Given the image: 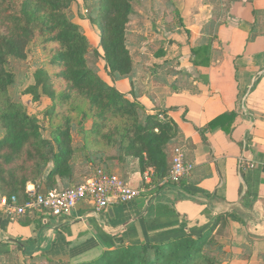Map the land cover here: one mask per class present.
I'll return each mask as SVG.
<instances>
[{"label":"crops","instance_id":"1","mask_svg":"<svg viewBox=\"0 0 264 264\" xmlns=\"http://www.w3.org/2000/svg\"><path fill=\"white\" fill-rule=\"evenodd\" d=\"M174 1L180 26L166 28L159 20L160 29L151 33L155 20L134 7L132 74L121 80L102 75L131 100L136 97L147 113H164L177 124L174 149L183 147L194 172L176 184L150 185L144 175L153 176L152 169L142 175L136 160L99 155L96 162L107 172L133 188H145L142 196L127 204L114 201L98 216L89 201L61 217L38 212L18 217L0 206V264L88 262L118 245L197 237L221 215L226 217V249H246L238 256L232 252L231 264L264 263V0ZM156 43L164 46L157 52L152 51ZM198 48H206L205 65L193 63L192 50ZM224 115L233 119L202 131ZM242 156L255 167L241 168ZM86 165L88 173L81 177L76 171L72 181L58 178V188L76 187L102 168L90 161ZM27 190L37 188L29 184Z\"/></svg>","mask_w":264,"mask_h":264},{"label":"trees","instance_id":"2","mask_svg":"<svg viewBox=\"0 0 264 264\" xmlns=\"http://www.w3.org/2000/svg\"><path fill=\"white\" fill-rule=\"evenodd\" d=\"M84 1L89 20L100 30V46L93 50L75 21L72 7L76 0H0V193L7 198L16 196L21 204L29 199V184L37 191L46 184L51 192L59 189L58 178L74 180L78 152L68 127L55 130L53 138L46 139L38 119L25 111L20 97L13 92L16 75L11 62L25 60L37 39L44 45L57 46L50 61L57 72L52 76L44 68L37 69L35 83L26 94H32L36 101L41 94L54 101L57 95L52 80H60L68 92L60 95L61 99H83L95 112V132L105 146L117 150L111 159L138 161L142 175L152 169V185L156 186L172 167L175 140L180 134L177 124L164 113H147L136 97L131 100L90 66L92 56L95 62H104L103 71L113 80L131 76L133 60L127 45V26L134 0ZM204 50H192L195 65L206 64ZM225 119L232 120L233 116L218 117L202 131L216 129ZM117 120L120 123L114 125ZM225 225L226 217L221 215L197 237L186 234L163 242L118 245L97 259L78 264H216L209 255L214 244L211 237Z\"/></svg>","mask_w":264,"mask_h":264},{"label":"rangeland","instance_id":"3","mask_svg":"<svg viewBox=\"0 0 264 264\" xmlns=\"http://www.w3.org/2000/svg\"><path fill=\"white\" fill-rule=\"evenodd\" d=\"M175 3L176 2L174 0H134L133 12L134 7L139 5V7L144 8L143 10L146 15L155 20V22H152L154 26L149 24L148 32L151 33L154 32L155 29H160L158 25L159 20L166 28L175 25L180 26V14L175 7ZM72 12L75 21L82 27L84 33L88 37L92 50L97 47L99 48V38L97 37L98 30L96 25L89 20V12L87 11L85 1L76 0L72 7ZM128 25H130L127 26V38L129 39L128 48H130V52L135 55L136 44L130 35L132 34V30L135 28V24H130L129 22ZM146 29L147 26L145 27L144 32H146ZM89 34L92 36L94 35L93 41H95V44H93L90 40ZM163 47L164 46L160 43H156L152 51L157 52ZM56 49L57 46L55 44L44 45L41 40L37 39L29 47L27 58L25 60H12L11 67L16 75V87L13 92L20 97L25 111L30 116L38 119L43 136L46 139H52L54 131L59 128L65 129L68 127L70 129L73 147L78 149L74 160V170L75 172L77 171V174L81 177L85 173H88V166L86 165L87 161H94L96 166L98 165L102 167L96 162L98 159L97 156L102 155L107 158L112 157L113 155H116L117 150L114 147L105 146L104 142L100 140L99 135L94 130V122L98 120L95 118V112L90 110L89 104L85 100L75 96H72L67 100L60 98V95L68 93L65 83L62 81L55 78L52 80L53 90H55L57 95L54 101L43 94L40 95L41 99L36 101L34 100V96L32 94H26L27 89L35 83L34 74L37 69L44 68L52 76L57 72V70L52 67L50 62ZM90 66L99 70L101 74H105L103 71L104 62H95V59L92 56H90ZM119 123L120 121L117 120L114 122V125ZM52 166L53 165L50 164L49 168L51 169ZM103 168L104 167H102L99 171H106V169ZM84 181L85 179L82 180L79 185L83 184ZM225 227L226 226H221L211 237L214 244H212L209 255L215 260L216 264H231L232 262L230 259L233 260L234 257L232 252H235L237 256L240 254V251L241 254L246 253L245 247L235 249L237 251H229L228 247L226 249L225 245L227 240L225 236ZM30 264L50 263H46L44 260H38L31 262ZM252 264L262 263L254 261Z\"/></svg>","mask_w":264,"mask_h":264},{"label":"built area","instance_id":"4","mask_svg":"<svg viewBox=\"0 0 264 264\" xmlns=\"http://www.w3.org/2000/svg\"><path fill=\"white\" fill-rule=\"evenodd\" d=\"M240 167L250 170L255 163L249 158L241 157ZM195 166L186 159L182 146H177L173 151L172 167L169 174L162 179V186L179 183L192 175ZM146 184L152 185V174L144 175ZM145 188H133L124 179L107 171H98L83 184L67 189H56L41 195L35 190L29 194V199L21 204L16 196L4 197L0 201L7 214L24 216L33 212L43 215L61 217L70 215L80 202L89 201L94 205L92 213L96 216L108 209L114 201L127 204L138 199L145 192Z\"/></svg>","mask_w":264,"mask_h":264},{"label":"water","instance_id":"5","mask_svg":"<svg viewBox=\"0 0 264 264\" xmlns=\"http://www.w3.org/2000/svg\"><path fill=\"white\" fill-rule=\"evenodd\" d=\"M39 192H40L41 195H45V196L48 194L49 190H48L46 184H42L41 185V188H40Z\"/></svg>","mask_w":264,"mask_h":264}]
</instances>
